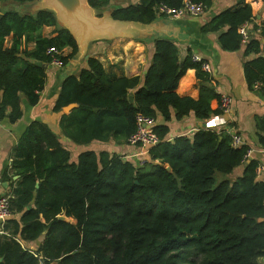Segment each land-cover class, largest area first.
I'll return each mask as SVG.
<instances>
[{"label": "trees", "instance_id": "trees-1", "mask_svg": "<svg viewBox=\"0 0 264 264\" xmlns=\"http://www.w3.org/2000/svg\"><path fill=\"white\" fill-rule=\"evenodd\" d=\"M34 1L0 0V119L12 123L23 115L22 95L30 104L39 99L47 76L44 64L51 62L49 47L72 48L61 55L64 63L78 52L75 37L58 24L53 10L24 9ZM243 1L215 14L202 31H222L219 43L227 51L245 46L246 55L254 54L244 62V75L249 86L260 83L264 91L262 43L254 37L244 43L239 32L253 17L251 5ZM112 2L89 0L99 14ZM183 2L139 0L113 8L112 16L147 24L159 16L160 4L179 8ZM45 26H56L57 34L42 35ZM10 34L12 43L6 46ZM30 42H35L32 49L27 48ZM154 46L143 80L112 76L96 57L88 58L79 75L66 78L56 109L78 106L62 116L65 133L78 143H123L136 131L138 113L168 122L173 110L177 119L193 112L202 120L222 111L211 106L221 95L201 62L191 56L181 60L170 38H155ZM20 60L22 70L15 68ZM188 68L196 69L200 82L197 99L176 91ZM154 129L160 141L139 166L117 153L91 149L71 161L70 151L48 126L30 124L12 162L20 179L11 211L21 218L5 224L10 233L0 236V264H259L264 256V173L258 175L256 158L245 162L249 145L234 146L226 129L201 128L173 139L167 124L157 123ZM257 129L264 148V119H258ZM243 163V173L233 177ZM218 173L224 175L220 180ZM62 214L71 220L59 218ZM41 236L36 251L19 240Z\"/></svg>", "mask_w": 264, "mask_h": 264}, {"label": "crops", "instance_id": "crops-1", "mask_svg": "<svg viewBox=\"0 0 264 264\" xmlns=\"http://www.w3.org/2000/svg\"><path fill=\"white\" fill-rule=\"evenodd\" d=\"M138 1L113 0L111 6L107 8L126 6ZM239 1L211 0L206 12L199 16L185 15L179 19H171L159 15L149 27L137 25L138 28L134 35L91 41L85 54H78L75 58H70L63 66H57L51 62L44 64L47 76L43 88L39 90L38 101L35 104H30L27 97L22 95V117L14 123L10 122L8 118L0 119V195L11 194L12 198L14 197V189L20 179V175L12 168L14 149L23 133L32 123L48 126L62 146L70 151L71 161L77 162L82 152L91 149L97 152L117 153L122 155L125 160H132L136 163L141 149L128 142L117 143L114 139L109 141L96 139L87 144L78 143L72 139L65 133L62 125L63 114L70 113L72 109L65 111L63 107L62 110H57L56 103L66 78L72 75L77 76L83 68L88 67L89 57L98 58L112 76L131 77L139 75L143 80L155 51L154 39L158 37L174 40L178 45L181 60L187 56L198 54L208 61L212 68L211 81L217 93L230 95L233 99L228 110L220 113L214 112L206 120L198 118L193 112L182 119H177L174 110L173 118L168 122L162 116L157 118L158 124L169 126V139L178 135L191 136L201 128H211L218 131L226 129L232 134L239 133L242 135L245 143L254 149L253 158L264 165V150L260 146L259 130L257 129L258 119H264V91L260 84L249 86L243 68L244 62L254 57V54L246 55L245 46L234 51H227L219 43V36L222 31H202L204 25L215 14L226 8L238 6ZM243 3L250 4L253 9L252 19L243 23L249 33L248 39L249 37L259 38L264 49V35L262 34L264 29V0H244ZM29 4H26L24 9ZM15 7L20 8L18 4ZM107 8L104 10L106 11ZM58 24L62 26L61 23L58 22ZM56 34V26H45L42 30L44 36ZM12 39L13 34L7 36L6 46L11 45ZM248 39L244 40V43ZM34 46L35 42H30L27 48L32 49ZM71 52L72 48L68 46L61 50V55L66 56ZM23 67L24 63L21 60L15 65V68L19 70H22ZM199 83L196 69L188 68L179 79L176 91L181 96H191L197 99L200 94ZM211 106L215 111L221 109L220 99L214 98L211 101ZM245 165L243 163L235 168L232 176L241 175ZM20 218V213L12 212L5 223H0V236L9 235L10 228L9 230L5 229L8 220H20ZM43 239L44 236L36 240H19L24 247L36 251ZM259 264H264V256L259 259Z\"/></svg>", "mask_w": 264, "mask_h": 264}, {"label": "water", "instance_id": "water-1", "mask_svg": "<svg viewBox=\"0 0 264 264\" xmlns=\"http://www.w3.org/2000/svg\"><path fill=\"white\" fill-rule=\"evenodd\" d=\"M113 8L115 7L107 8L99 14L89 0H36L26 6V9L30 11L50 9L55 12L58 22L62 27L68 28L77 41L78 52L73 58L78 54H85L93 40L131 36L137 31V25L149 27L156 21L155 19L146 24L139 21L115 19L112 16ZM2 16L3 13L0 12V19ZM38 64L41 63L38 62ZM130 100L134 101L133 95L130 96ZM76 106L78 103H70L64 107V110L70 111ZM59 218L71 220L65 214L60 215Z\"/></svg>", "mask_w": 264, "mask_h": 264}, {"label": "built area", "instance_id": "built-area-1", "mask_svg": "<svg viewBox=\"0 0 264 264\" xmlns=\"http://www.w3.org/2000/svg\"><path fill=\"white\" fill-rule=\"evenodd\" d=\"M208 6L203 1H192V0H184L183 5L179 8L170 7L164 3L160 4L157 11L159 15H164L171 19H179L185 15H202L206 12ZM239 32L242 34L244 40L248 39L249 33L244 25H241L239 28ZM48 53L51 56V63L57 66H63L64 62L61 58V50L56 46H51L48 49ZM192 59L197 62H201L202 70L211 73L212 68L211 64L204 60L200 55L193 54ZM260 83H256L259 85ZM232 97L227 94L221 95L220 98V107L222 111L228 110L231 103ZM137 129L136 131L129 137L130 144L137 146L141 149L138 153V159L136 164L139 166H143L149 160L150 155L149 151L150 148L159 143V135L155 131L154 127L157 124V120L152 117L145 115L143 113H138L137 119ZM232 143L234 146H241L245 145V140L239 133H233ZM264 150V148H263ZM254 149L248 147L247 153L245 155V162L249 161L253 158ZM264 171V165L258 164L257 173L258 175L262 174ZM11 194L0 195V223H5V221L12 215L11 211Z\"/></svg>", "mask_w": 264, "mask_h": 264}, {"label": "rangeland", "instance_id": "rangeland-1", "mask_svg": "<svg viewBox=\"0 0 264 264\" xmlns=\"http://www.w3.org/2000/svg\"><path fill=\"white\" fill-rule=\"evenodd\" d=\"M223 177H224L223 174H220V173L217 174V180H220V179H222Z\"/></svg>", "mask_w": 264, "mask_h": 264}]
</instances>
